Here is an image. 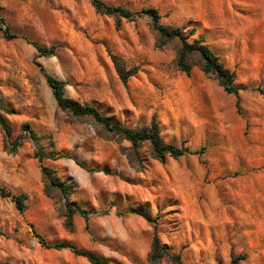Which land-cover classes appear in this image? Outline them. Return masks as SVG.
<instances>
[{
	"label": "rangeland",
	"instance_id": "rangeland-1",
	"mask_svg": "<svg viewBox=\"0 0 264 264\" xmlns=\"http://www.w3.org/2000/svg\"><path fill=\"white\" fill-rule=\"evenodd\" d=\"M102 2L132 12L156 9L160 22L182 28L188 42L202 40L235 72L243 88L241 114L213 77L197 66L189 77L177 70V45L157 49L145 17L121 20L116 28L90 0H0V18L18 36L7 40L0 29V117L10 128L9 142L21 140L9 153L0 126V186L26 197L20 214L0 195V263L90 264L69 250L43 248L32 234L30 225L49 245L81 249L66 239L76 235L75 215L69 231L61 194L44 192L38 149L72 158L42 165L67 182L69 200L90 213L83 233L107 264H150L154 224L126 213L144 204L160 244L183 264H231L232 257L243 258L237 264H264V0ZM33 43L55 47L53 54L38 56ZM36 64L64 83L65 97L128 128L154 121L165 143L188 152L160 163L144 145L131 165L122 151L130 143L66 115ZM116 66L132 74L126 83ZM59 160L86 172L92 196L79 198L67 170L51 163Z\"/></svg>",
	"mask_w": 264,
	"mask_h": 264
},
{
	"label": "trees",
	"instance_id": "trees-1",
	"mask_svg": "<svg viewBox=\"0 0 264 264\" xmlns=\"http://www.w3.org/2000/svg\"><path fill=\"white\" fill-rule=\"evenodd\" d=\"M90 3L97 14L113 18L116 28L120 27L121 20L132 21L135 18L145 17L148 21L149 28L154 35L155 47L157 49L162 50L170 44L177 45L178 50L175 59L177 70L189 77L191 75L192 68L197 66L204 75L213 77L215 80H217L219 86L223 89L225 94L232 95L235 98L236 112L239 115L241 114L239 91L243 88L236 85L235 72L225 67L223 63L220 62L218 56H216L209 47L203 44L202 40H195L192 43L188 42V35L185 34V31L182 28L163 25L160 22L161 17L158 11L153 8L132 12L120 6H108L103 3L102 0H90ZM0 29H2L7 40L18 38L16 34L9 30L2 18H0ZM32 45L38 56L41 57L51 56L53 54V50L55 49V47L47 49L34 43ZM36 65L43 73L46 83L51 89L53 98L56 101L58 108L65 112L66 115L76 121L90 120L93 124L100 128V132H102L105 137H117L120 141H126L130 143V148L124 149L122 151L124 155H126L131 165H134L136 149L144 145L148 146L151 157L160 163H164L168 158L177 160L188 152L187 149L178 148L172 144L165 143L163 138L160 136L158 125L154 121H152L147 127L133 129L128 128L121 125L120 123L113 122L109 117L102 115L92 106L81 105L77 101L65 97L63 90L64 83L53 78L52 76L47 75L39 64ZM116 70L118 76L124 83H126L128 78L132 75L131 73L124 74L117 66ZM0 126L4 135V148H6L9 153H14L17 148L20 147L21 140L14 141L13 143L9 142L10 128L3 117H0ZM23 128L27 130L31 140L37 139L35 138L33 132L29 129L28 124H25ZM196 154L202 155L203 149L199 150ZM34 157L38 159L40 163L41 175L44 182V190H46L44 191L45 194L48 195V189L55 188L59 191L63 198V216L65 217V228L69 231H72V218L74 215H79L84 220L85 228L88 230L90 213L87 210L81 208L76 202L70 201L69 197L71 195L72 188L68 186L67 182L62 181L58 177H54V170L42 165V161L44 159L58 160L72 158L64 153L54 152L53 150L51 152L45 153L40 152L38 149L35 150ZM73 160L75 161L76 165L82 168L84 167V165L79 161L75 159ZM0 195L2 197L10 198L15 206V209L20 214L26 209V197L24 195L11 194L1 186ZM126 213L138 215L146 222L154 224L155 232L153 235L150 251L147 256L148 263L158 264L166 260L170 264H183L179 255L170 256L168 254L167 247L160 244L159 238L156 234L155 220L151 217L147 205L144 204L132 207ZM30 227L32 229V234L43 248L53 250H69L74 256L85 258L90 264H107V260L99 258L95 253L77 249L74 245L67 242L49 245L35 231L32 225H30ZM242 259V257H232L231 264H237V260ZM0 264L9 263L6 262Z\"/></svg>",
	"mask_w": 264,
	"mask_h": 264
},
{
	"label": "crops",
	"instance_id": "crops-1",
	"mask_svg": "<svg viewBox=\"0 0 264 264\" xmlns=\"http://www.w3.org/2000/svg\"><path fill=\"white\" fill-rule=\"evenodd\" d=\"M51 163L54 166L64 167L67 170L68 177L72 178L77 185L76 193H79V198L82 197V199H84L86 196L90 197L94 194L91 190V183H90L91 179L87 178L86 176L87 174L83 169L78 168L75 164L66 163L65 161H61V160L54 161ZM93 205L96 206L94 203ZM74 225H75L76 235L66 237V239L75 242L81 249L92 252L94 251L95 253L99 254L100 251L92 247V244L88 239V236L84 235L83 233V227L85 226V223L82 217H80L79 215H75ZM104 233L108 235L109 230H107L106 228L104 230ZM140 253L142 254V252Z\"/></svg>",
	"mask_w": 264,
	"mask_h": 264
}]
</instances>
